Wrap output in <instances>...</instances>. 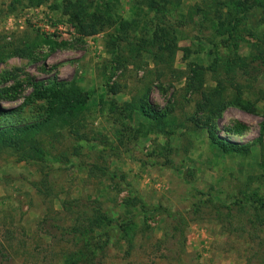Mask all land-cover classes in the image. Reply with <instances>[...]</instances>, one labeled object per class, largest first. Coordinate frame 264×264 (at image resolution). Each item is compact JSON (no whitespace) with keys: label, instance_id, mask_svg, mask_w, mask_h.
<instances>
[{"label":"rangeland","instance_id":"obj_1","mask_svg":"<svg viewBox=\"0 0 264 264\" xmlns=\"http://www.w3.org/2000/svg\"><path fill=\"white\" fill-rule=\"evenodd\" d=\"M172 1L162 24L174 39L160 51L165 38L147 42L161 18L139 0H0V129L40 123L22 135L37 151L0 138L10 264H70L80 244L51 226L80 219L106 231L95 264H264V68L253 59L264 0H239L246 31L230 36L196 15L180 24L203 0ZM78 3L102 16L97 33H78ZM71 83L85 101L49 116L51 94ZM201 91L219 92L221 109H203ZM144 93L162 120L135 107Z\"/></svg>","mask_w":264,"mask_h":264},{"label":"trees","instance_id":"obj_2","mask_svg":"<svg viewBox=\"0 0 264 264\" xmlns=\"http://www.w3.org/2000/svg\"><path fill=\"white\" fill-rule=\"evenodd\" d=\"M140 3H142L148 10L152 11L154 14H159L160 18L154 22V26L152 28L151 37L148 38L147 44H155L156 39L155 38H165L162 43H157L158 49L161 48L165 51L167 50V43H165V40L169 38L170 40L174 39V32L171 30V28L165 27L162 23L163 21V15L168 11L167 5L173 2L172 0H139ZM203 2H206L204 4H193L187 8L185 12V19L178 20L180 21V24H184L187 21L193 23L195 22L193 20V17L200 16L201 21L206 23V27H211V29L221 35L227 34V36H230V33L233 30L240 29L243 31H246V27L243 26V10L242 5L243 2H240L239 0H203ZM257 4H262V0H255ZM237 3V4H236ZM79 6V22L77 25V31L82 36H89L97 33V31L102 26V16L95 11H84L85 9L84 4L78 3ZM128 23L121 22L120 26L122 28L126 27ZM239 26H241L239 28ZM264 47V42H261V45ZM251 47L257 48L254 44H251ZM160 50V49H159ZM161 51V50H160ZM259 54L254 56V60L258 64V68H264V50H259ZM160 53L157 55L159 56ZM239 66V62H238ZM244 67V64H243ZM64 91L61 96L62 98L58 97L56 93L51 94V101H50V109H49V116L50 115H56V116H62L64 113V110H67L70 112V106L72 105V102H75L76 106L79 104L81 105L85 101V96H82L80 89L77 85L74 83L68 84L65 86ZM49 88H34L32 91L34 96L36 97H43L48 91ZM201 98L204 100L202 103L203 109H205L209 114H213L215 111H219L222 107L221 100H220V94L219 92H213V94H210L206 96L204 92H200ZM215 98H214V97ZM144 98H141L138 100L137 105L135 106L137 109L141 111L142 114L146 116H153L156 115L157 119H163L164 113L161 111H156L155 113L150 110L149 106L147 105V102L145 100L146 94H143ZM237 105L241 108H246L244 104L240 101L239 98H236ZM67 107V108H66ZM134 108V107H132ZM3 111L4 109L0 107V111ZM66 112V111H65ZM40 123H26L19 126H12L0 129V138H5L7 134L15 135L16 140L14 141L15 147H21L22 149H26L27 147L29 150L37 151L38 145L36 142H30L26 138L22 137L23 134L30 131L33 127H37ZM209 139L217 145V147L223 149V150H235L239 149L238 145H236L234 142L229 141L223 137H220L218 135L213 134L210 130L207 131ZM242 149V148H241ZM28 150V151H29ZM30 154V153H29ZM220 200L218 197L216 198ZM239 201H235V203H238ZM67 203L65 202V205ZM67 207H71L70 204H67ZM102 218H98L97 221H100ZM105 220V219H104ZM81 222H85V224H79V227H72V230L70 228L65 226H60L57 224H53L51 227L57 229L58 236L68 235L69 239L67 241L80 244V253L70 260V264H95L99 258L103 256L106 244L108 242L107 237L99 239L100 236L106 235V231H103L102 229L99 230L97 233L93 232L91 227H88L90 222H94V219H80ZM106 221V220H105ZM88 227V228H84ZM175 229V227H173ZM88 231V233L86 232ZM78 235L77 241L74 239ZM76 241V242H74ZM0 264H10V258L9 254L6 252L5 247L3 244L0 243Z\"/></svg>","mask_w":264,"mask_h":264}]
</instances>
